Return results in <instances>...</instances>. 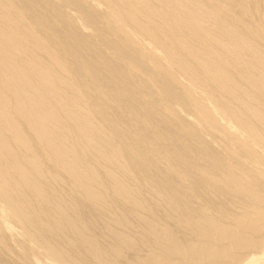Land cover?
<instances>
[{
	"label": "bare ground",
	"instance_id": "6f19581e",
	"mask_svg": "<svg viewBox=\"0 0 264 264\" xmlns=\"http://www.w3.org/2000/svg\"><path fill=\"white\" fill-rule=\"evenodd\" d=\"M0 264H264V0H0Z\"/></svg>",
	"mask_w": 264,
	"mask_h": 264
}]
</instances>
